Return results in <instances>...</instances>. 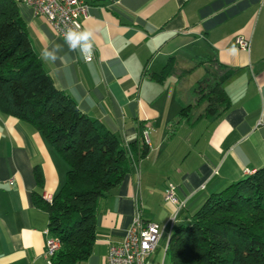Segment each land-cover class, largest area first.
<instances>
[{"label": "crops", "instance_id": "0c3cea01", "mask_svg": "<svg viewBox=\"0 0 264 264\" xmlns=\"http://www.w3.org/2000/svg\"><path fill=\"white\" fill-rule=\"evenodd\" d=\"M85 1L82 26L95 48L90 62L28 5L19 1L18 7L55 87L130 153L131 170L99 201L96 239L85 261L106 264L110 245L122 240L137 212L159 224L165 248L172 229L173 206L163 199L169 183L187 199L177 219L183 223L211 194L264 165V0ZM239 35L249 39L248 51L236 46ZM44 51L51 55L45 58ZM170 57L189 73L210 57L226 66L223 88L230 107L217 118L182 121L172 131L189 102L179 93L181 81L149 77ZM145 132L148 151L141 156L132 144L141 143ZM67 171L39 130L0 112V264H50L48 213L36 201L56 195Z\"/></svg>", "mask_w": 264, "mask_h": 264}, {"label": "trees", "instance_id": "16d2710c", "mask_svg": "<svg viewBox=\"0 0 264 264\" xmlns=\"http://www.w3.org/2000/svg\"><path fill=\"white\" fill-rule=\"evenodd\" d=\"M19 1L0 0V112L29 122L67 162L65 183L52 203L36 204L48 213V230L59 241L51 264H84L96 239L99 201L131 170L130 153L55 87L31 46ZM205 59L200 63L215 68L205 69L191 87L195 102L180 110L172 131L182 121L217 118L230 107L223 88L226 66ZM186 73L170 57L149 77L162 82L172 75L180 81ZM200 106V114L190 113ZM144 138L132 144L141 156L148 151ZM176 223L166 243L169 264H264V165L211 194L186 222Z\"/></svg>", "mask_w": 264, "mask_h": 264}, {"label": "built area", "instance_id": "2783aa9c", "mask_svg": "<svg viewBox=\"0 0 264 264\" xmlns=\"http://www.w3.org/2000/svg\"><path fill=\"white\" fill-rule=\"evenodd\" d=\"M22 1L31 8L33 15L41 16L45 19L51 31L56 36L61 37L69 49L71 48L65 40L67 30L84 31L82 20L88 17L89 10V5L85 0ZM235 44L244 51H248L250 48L249 39L240 35L235 37ZM75 50L79 51L85 60V55L81 52L80 47ZM94 58L95 48L93 46L92 55L87 62L92 61ZM163 199L166 203L173 206V211L169 218L171 229L173 224L177 222L179 213L185 208L187 199H180L176 193V186L171 183L166 186ZM161 233V227L157 223L142 219L140 212H137L122 240L119 243L110 245L106 264H154L150 260V256L158 247ZM45 234V257L49 262V255H53L59 241L56 237L50 235L48 228L45 230Z\"/></svg>", "mask_w": 264, "mask_h": 264}, {"label": "rangeland", "instance_id": "374dc122", "mask_svg": "<svg viewBox=\"0 0 264 264\" xmlns=\"http://www.w3.org/2000/svg\"><path fill=\"white\" fill-rule=\"evenodd\" d=\"M207 66H208V64L206 65V67ZM208 67L211 70H214V68H215V67H213L212 63ZM211 70H209L208 72H211ZM205 72H206V70H205L204 66L194 67L192 72H190V73L187 72L186 75H184V77H182L180 79L181 83L179 84V88H180L179 93H181V95L185 99V101L188 100L189 102H192L194 104L195 97H194V95H192V93L190 91L191 87L196 85L197 81L204 78ZM202 106H200L198 109L191 110L190 113L194 112L195 115L200 114L202 112V108L204 107V106L203 107ZM150 260L154 264H169L168 259L165 256L163 243L160 242L158 244L156 251L150 256ZM84 263L87 264L88 262H84Z\"/></svg>", "mask_w": 264, "mask_h": 264}, {"label": "clouds", "instance_id": "9594fccd", "mask_svg": "<svg viewBox=\"0 0 264 264\" xmlns=\"http://www.w3.org/2000/svg\"><path fill=\"white\" fill-rule=\"evenodd\" d=\"M92 33L88 30L76 31L74 29H68L65 34V40L69 44L72 50H75L77 47H80L81 52L85 55L86 62L89 61V58L92 55L93 46L90 42V36ZM51 54L47 51L43 52V56L47 58Z\"/></svg>", "mask_w": 264, "mask_h": 264}, {"label": "bare ground", "instance_id": "6f19581e", "mask_svg": "<svg viewBox=\"0 0 264 264\" xmlns=\"http://www.w3.org/2000/svg\"><path fill=\"white\" fill-rule=\"evenodd\" d=\"M146 134H144V137H146L145 136ZM145 139V138H144ZM147 141V140H146ZM248 173H252V172H248ZM43 200H45V202H47V203H52V196L51 195H43ZM170 235V234H169ZM168 238H169V236L167 237V240H166V242H165V248L164 249H166V243H167V241H168ZM58 247H59V244H57V249H55L54 250V253H53V255L55 254V252L58 250ZM53 255H49V263L51 264V257L53 256Z\"/></svg>", "mask_w": 264, "mask_h": 264}]
</instances>
